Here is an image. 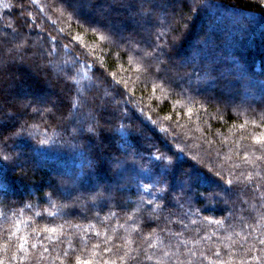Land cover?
I'll return each instance as SVG.
<instances>
[{
	"label": "trees",
	"instance_id": "trees-1",
	"mask_svg": "<svg viewBox=\"0 0 264 264\" xmlns=\"http://www.w3.org/2000/svg\"><path fill=\"white\" fill-rule=\"evenodd\" d=\"M52 2L38 0L33 5L31 0H0V28L4 22L19 26L29 41L36 43L35 50L43 44L36 41L41 29L45 38L50 33L60 37V46L44 58V63L53 61L46 70L54 81L57 74L63 76L65 60L79 57L76 86L81 89L77 108L35 116L29 121L31 135L25 133L9 144L14 158L21 153L30 158L36 172L29 180L21 179L19 170L13 171L11 161L0 160V168L5 170L0 180L13 185L7 198L0 195V259L4 264H9L16 251L19 236H26L28 243L11 264H77V258L90 264L113 260L116 264H241L242 257L246 264H262L255 257L264 256L259 250L264 246L256 243L264 233V187L254 190V186L264 185V159H256L264 153L254 151L252 137L264 133L260 126L264 115V3L198 0L202 7L191 18L189 39L180 55L195 67L216 64L241 77L238 96L225 106L206 99L219 95L218 91L182 94L164 79L149 75L145 66L152 58L131 50L151 51L142 40L146 33L136 35L137 43L131 48L115 37L101 41L82 16H73L60 0H55V10L50 9ZM6 3L12 7L4 8ZM21 4L26 9L24 15ZM33 17L35 24L24 26L25 20L31 24ZM0 36L12 39L7 31ZM64 44L69 47L63 48ZM21 70L29 73V83H37L38 95L51 96L58 91L39 83L30 69ZM76 99L73 93V101ZM98 105L114 113L105 117L111 123L101 133L106 154L99 163L97 141L66 134L79 128L90 114L98 113ZM41 139L48 142L42 145ZM169 147L177 153L183 149L181 160L187 163L178 167L187 169L193 164L204 171L212 169L213 176L223 170L225 179H233L231 192L214 202L187 203L181 197L179 204L156 207L167 202L159 199L161 193L153 187L164 171L157 168L154 157L160 152L171 155ZM127 153L134 155V166L114 169L110 165L111 155L124 159ZM133 155L127 159L131 161ZM173 161L176 163L175 157ZM60 177H65L62 197H49L52 189L48 184ZM117 183L120 191L115 190ZM108 186L111 193L105 192ZM98 192L112 199H97ZM149 200L152 205L147 204ZM153 208L155 211L150 210ZM5 243L10 245L7 253L3 251ZM242 247L250 249L248 256ZM188 249L195 255H189ZM125 252L128 256L120 259Z\"/></svg>",
	"mask_w": 264,
	"mask_h": 264
},
{
	"label": "snow or ice",
	"instance_id": "snow-or-ice-1",
	"mask_svg": "<svg viewBox=\"0 0 264 264\" xmlns=\"http://www.w3.org/2000/svg\"><path fill=\"white\" fill-rule=\"evenodd\" d=\"M37 2L38 0H31L33 5ZM60 3L66 9H71L73 16H83L91 31L98 34L101 41H112L115 37L131 48L133 44L137 43L135 36L140 35L141 32L146 33L147 35L143 36L142 40L151 51L144 52L143 49L139 48H132L131 50L137 55L143 52L145 56L151 57L152 59L145 66V71L149 75L157 76L158 79H164L168 85L179 88L182 94L204 95L209 91H218L219 95L206 97V99H215L224 103L225 106H228L238 96L241 77L236 71L226 72L216 64L195 67L186 62L184 56L180 55L181 48L189 39L193 23L191 18L198 14L202 7L198 0H60ZM261 3H264V0H261ZM11 7L10 4H4L6 9ZM20 7L22 9L21 15H24L25 6L21 4ZM48 7L55 10V0ZM63 11L64 9L61 10V15ZM35 21L36 17H33L31 24L25 20L24 26L31 27ZM6 31L12 36V39L9 40L6 36H0V160L11 161L13 171L19 170L20 178L27 181L31 175L35 174L36 169L30 164V158L24 153L14 158L8 151L9 144L15 143L16 138L25 133L31 135L29 121L35 116L43 117L45 113L55 115L56 112H61L64 109L71 110L78 107L81 89L76 85L79 83L77 76L79 75L80 60L79 57L70 61L65 60L62 69L63 76L57 74L54 81L52 74L46 70L53 61L49 59L47 63H44V58L45 56L51 57L55 49L60 46L58 43L60 37L50 33L45 38L43 36L44 29H41L36 34V41H43V44H47L49 47L45 48L41 44L40 50H35L36 43L30 42L19 26L11 22H4L3 27L0 28V33ZM126 31L129 32V36L124 35ZM59 32L63 33L64 30L60 29ZM22 35L24 38H20ZM62 47L67 49L69 45L64 44ZM22 67L30 69L31 74L37 77L39 83L47 84L49 87L58 89V91L51 96L38 95L37 83H29L31 77L28 72L21 70ZM189 68L192 70L188 71ZM71 81H76V83H70ZM208 81H211L210 85ZM73 93L78 98L75 101H73ZM117 94L122 96L123 92L117 90ZM98 107L101 109L98 113L90 114L86 121L80 122L79 128H75L72 133H66L71 135L73 139L97 141L96 147L100 149L96 157L97 163L101 162L100 157L106 154L101 133L104 127L111 123V120L105 117L114 115L107 110L106 106L98 105ZM188 111L191 112L192 109ZM261 111L264 112V108ZM260 126L264 127V115L261 116ZM252 138L256 141L254 151L264 153V133L253 135ZM39 142L43 145L48 141L41 139ZM153 147L155 146L153 145ZM167 151L171 155L160 152V155L154 157L157 168L163 167L164 171L160 179L153 184V187L161 193L159 199L167 202L166 204H157L156 207L163 209L168 205L179 204L181 197L187 203H191L193 200L204 203L214 202L231 192L233 179H225L223 170L215 171L213 176L210 174L212 169L204 171L193 164H189L187 169L178 167V164L187 163L186 160H181L183 149L177 153L169 147ZM128 155L133 154H124V159H121L120 155H111L109 163L114 166V169H127V167L134 166L136 163L134 155L131 161L127 159ZM173 157H175L176 163H174ZM256 159L261 160L264 157H257ZM209 161L212 162L211 156H209ZM213 168H215V164H213ZM4 171L3 168H0V173ZM228 175L232 176L231 170H229ZM236 179L239 181V177ZM64 180L65 177H60L58 181L48 184V187L52 189L49 197L51 195L62 197ZM72 182L76 183L75 180ZM145 187L147 188V185ZM261 187L264 185L256 184L254 190H259ZM12 188L13 185L0 180V195L4 198L10 195ZM201 188H204V191H200ZM112 190L111 186L105 188V192L111 193ZM115 190H121L119 183L115 185ZM96 198H103L106 201L112 199L111 195L105 196L99 192L96 194ZM152 203V200L147 201L148 205H152ZM26 207L30 209L32 205ZM150 210L155 211L154 208ZM18 241L15 245L16 251L9 257V264L19 253L25 251L28 238L19 236ZM256 243L264 246V233L261 234ZM256 243H253L251 247L255 248ZM31 247L36 248V245L33 244ZM96 247L98 248L99 245ZM9 248L10 245L5 243L3 251L7 253ZM104 250L106 252L112 251L109 248ZM259 250L264 252V248ZM44 251H48V249L45 248ZM242 251L244 256L250 254L248 248L242 247ZM188 253L191 256L195 255L191 249H188ZM214 254L219 257V252ZM64 256L67 258L68 253L65 252ZM127 256L128 253L125 252L120 259ZM255 259L264 264V256H257ZM0 264H4L3 259H0ZM77 264H90V261L83 260L81 262L77 258ZM104 264H116V262L114 260L104 261ZM220 264L223 262L221 261ZM241 264H246L244 257L241 258Z\"/></svg>",
	"mask_w": 264,
	"mask_h": 264
},
{
	"label": "rangeland",
	"instance_id": "rangeland-1",
	"mask_svg": "<svg viewBox=\"0 0 264 264\" xmlns=\"http://www.w3.org/2000/svg\"><path fill=\"white\" fill-rule=\"evenodd\" d=\"M83 17V16H82Z\"/></svg>",
	"mask_w": 264,
	"mask_h": 264
}]
</instances>
